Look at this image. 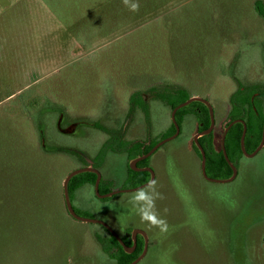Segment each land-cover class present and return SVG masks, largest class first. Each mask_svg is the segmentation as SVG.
Here are the masks:
<instances>
[{"label":"rangeland","instance_id":"374dc122","mask_svg":"<svg viewBox=\"0 0 264 264\" xmlns=\"http://www.w3.org/2000/svg\"><path fill=\"white\" fill-rule=\"evenodd\" d=\"M153 1L146 10L138 0L131 11L122 0H0V264H123L101 248L98 238L108 236L102 225L66 212L65 176L100 163V194L138 187L145 174L134 175L125 152L104 145L113 136L167 138L171 109L197 96L212 106L218 150L231 96L240 104L250 85L264 90V17L256 0ZM148 88L149 126L141 111L124 114L131 93L140 104L138 91ZM257 99L262 112L264 91ZM200 105L184 106L179 135L147 161L163 194L156 209L166 231L142 222L129 203L142 188L106 198L91 183L69 191L78 216L154 238L136 264H264V146L240 155L237 179L203 180L192 146L198 119L191 110ZM124 116L127 125L118 128ZM206 170L215 171L209 162Z\"/></svg>","mask_w":264,"mask_h":264},{"label":"flooded vegetation","instance_id":"af4514ba","mask_svg":"<svg viewBox=\"0 0 264 264\" xmlns=\"http://www.w3.org/2000/svg\"><path fill=\"white\" fill-rule=\"evenodd\" d=\"M245 86H249V85H241L239 87V89H241V87L244 89ZM264 87V86H263ZM146 89V88H145ZM144 89V90H145ZM149 89V88H148ZM249 89L250 91H248L247 93L250 94V99H249V103L251 104V106L255 109H257V103H254V100H258L257 98H259L262 94H263V91L259 86H256L255 85H250L249 86ZM256 90V91H255ZM139 95L141 96V94L143 95V101L142 103L140 104H135L133 102V99L132 97L134 95H136V92H133L131 93V95L129 96L128 98V103H127V107L124 108V114L126 116V114L129 112V111H132V112H137V111H141L144 113L145 117L147 118L148 117V111H145L144 109V104L148 105L149 102H150V95L152 94V91L151 89H149V92H145L142 91V92H139ZM253 98V99H252ZM149 100V101H148ZM193 101H197L200 105V107H195L193 108L191 111V113L196 117V119H198V127H197V131L194 133V135L192 136V146H193V149L194 151L198 154L199 158H200V168H199V173H200V177L207 181V182H214V183H226V182H230V181H233L235 179H237L238 177V163H239V158H240V155H242V153H245L247 154L246 156L249 157V156H253V155H249L250 153H252L256 148L257 146L259 145V142H260V139H261V136H260V139L259 141L257 142V144L255 145V147L251 148L248 152L245 151V137H246V134L248 133L247 132V123L246 121L241 117H236L234 119H231L230 117V120L225 124L224 126V129H223V132H222V135L220 137V148L218 150L215 149L214 147V144H213V140H212V136H213V129H214V125H215V119H214V122H213V126L211 128V130L207 133H203L206 129H208V127L210 126V118L207 121L201 119L200 115L201 113H203L204 111V108L206 107L207 108V105L202 102V101H199V100H193ZM182 104V103H181ZM188 104V103H187ZM185 104V105H187ZM185 105H182V106H176L178 107L175 112H174V119L172 117V112L173 110L176 108L174 107L173 109H171V127H172V134L167 137V138H164V139H161V140H158V141H155L154 139H151V141H147L145 143H142V142H138V141H132V142H129V141H126V139L123 137L124 135L122 134L121 136V139L119 138V136L115 137L113 136L114 138L112 140H109L106 144V147L109 149V150H112L114 149L115 152H125V157L127 158V160H132L133 159H136V158H140L138 159L136 162H135V169L133 168H130V171H133L132 173L135 175V173H143L145 174L146 178L142 181L139 182V186L138 187H134V188H129V189H122V190H114V191H109L107 193H111L110 195L108 196H100V195H105L107 193H103V194H100L99 192V184L102 180V176H101V173L99 172V167H100V163H92L91 165L89 164H84V165H79L78 168H82V167H91L93 169H95L99 175H100V178H99V181H98V186H97V190H98V193H96L95 191V187H94V183H95V180H96V173L94 171H83V172H80L76 175H79V174H82V173H87V172H90V173H94L95 175V179L94 181H85V182H81L80 184H78L77 186L79 185H83L85 183H91L93 188H94V192L96 194L97 197L99 198H106V197H109L113 194H116L117 192H126V191H131V190H136V189H139V188H143L145 186H148L149 184H146L150 178H151V174L153 175V178H152V181H154V173L152 171V169L150 167H147V161L148 159L150 158V156L159 148L161 147L163 144L167 143L168 141L174 139L175 137H177L181 131V126H182V120L184 118V116L186 115L188 109H186L184 106ZM246 106H248L246 104ZM259 109V108H258ZM128 110V112H127ZM208 110V108H207ZM261 112V111H260ZM261 114H263L264 116V111L261 112ZM209 115V113H208ZM125 116L123 117V120L122 121H119V127L118 128H124L126 125H127V119H125ZM214 116V115H213ZM237 119H240L241 121L243 122H240L239 121H236L234 122L232 125H230L228 127V125L230 124V122L234 121V120H237ZM125 121V122H124ZM175 122V123H174ZM125 123V124H124ZM243 123L245 124L246 128H245V135H244V140H243V146L245 147L244 148V151H242L241 149V144H240V137H241V134L243 132ZM259 122L256 123V125L258 124ZM263 123H264V120L262 121L261 123V132H262V126H263ZM122 124V125H121ZM236 124H240V128H241V134H240V137H239V149H240V152L238 154H236L232 160L228 159L229 160V163L228 161L225 159L224 155H223V152H222V146H221V140H222V137H223V134L225 132V129L228 127L226 133H225V136H224V148H225V151H226V138L228 136V133L232 130L233 126H235ZM252 124V123H251ZM59 125V124H58ZM150 125L149 123V117H148V126ZM176 125L178 127V131L176 132ZM99 126V125H97ZM101 129L109 132V129L104 127V126H100ZM58 130H62V129H59L56 128ZM73 129V127H69V128H66V132ZM118 135V134H117ZM197 135V142L198 144L201 146V148L203 149L204 151V154H205V163H204V166H205V173H203L202 169H201V153H200V150H199V147L196 145V142L194 140V137ZM121 140L124 141V144H125V148H122L120 146H118L120 143H121ZM118 145H117V144ZM103 145V146H104ZM110 146V147H108ZM115 146H117V148L115 149ZM264 146V144L262 145V147ZM154 148L153 151L152 148ZM63 149V148H62ZM261 149V148H260ZM259 149V150H260ZM258 150V151H259ZM61 151V150H60ZM66 153L69 152V154H73V155H80L81 156V152L80 150H70V149H65L64 150ZM151 151V152H150ZM221 151L222 152V155L224 157V160L228 166L227 167H221L222 166V163L220 161H215V156L217 155V152ZM257 151V152H258ZM80 152V153H79ZM212 152V153H211ZM227 152V151H226ZM256 152V153H257ZM215 153V154H214ZM255 153V154H256ZM78 154V155H77ZM148 154V155H147ZM212 154H214V157H213V160H210L209 161V157L211 158ZM146 155V156H145ZM94 157V156H93ZM142 157V158H141ZM94 160V158H93ZM127 161V162H128ZM146 162V163H145ZM207 162H210L209 164L213 166L214 168V173H212V175H208L207 173ZM100 164V165H99ZM99 165V166H98ZM139 166V167H138ZM235 168V172L233 173V170H232V167ZM76 168V169H78ZM147 169H150L147 170ZM75 170V169H74ZM73 171V170H72ZM70 173V172H69ZM74 175V176H76ZM72 176L70 178V180L74 177ZM85 177H87L85 175ZM148 177V178H147ZM69 180V182H70ZM82 180V179H80ZM68 182V183H69ZM63 188V187H62ZM75 190V189H73ZM72 190V191H73ZM63 198H64V195H63ZM64 204H65V201H64ZM72 205V204H71ZM65 208H66V212L71 216L73 217L69 211L67 210V207H66V204H65ZM73 208V207H72ZM74 210V209H73ZM75 211V210H74ZM76 213V212H75ZM75 218V217H73ZM76 220H79L77 218H75ZM92 219V218H90ZM96 220H99V219H96ZM80 221H83V220H80ZM102 223L100 222H90V223H97V224H100L104 227V230L106 231V233L108 234V236L106 238H98L99 239V242H100V245H101V248L103 249V251L108 255V257L112 260V261H120L122 262V260L119 258V252H120V249H122V251L128 255H130L131 257L128 259L127 262H124L123 264H131L133 261H136L134 264H136L140 259H142L146 253V250L148 248V246L150 244H152V240H154V238H151L149 237L150 234L148 232H146L144 229L142 228H135V229H132L130 231V229L127 228V230L121 234V233H117L109 224L105 223L104 221L100 220ZM84 222H89V221H84ZM134 230H141L142 232H136L135 234H133V231ZM121 234V235H120ZM155 235V234H153ZM118 238L121 240V242L118 240ZM152 240H151V239ZM123 246H126V248L129 250L127 251L125 249V247ZM134 246V247H133Z\"/></svg>","mask_w":264,"mask_h":264},{"label":"trees","instance_id":"16d2710c","mask_svg":"<svg viewBox=\"0 0 264 264\" xmlns=\"http://www.w3.org/2000/svg\"><path fill=\"white\" fill-rule=\"evenodd\" d=\"M153 2H154L153 0H145V5L147 4L146 10H148L147 8H150V6H153L152 5ZM262 4H264V3H262L259 0H256L254 2L255 9L257 10V13L260 16H263L262 11L260 9ZM141 7H143V5H141ZM247 94L239 100L241 105L239 103L237 104L236 101L233 100L232 97H234V95L231 96L230 102H231L232 106H231L229 114H230L231 119H234L236 117L241 116L244 120H246V122H249V123H247V132L248 133L246 134V137H245V146H246V148L248 147L249 149H251V148L255 147V145L257 144V142L260 139L261 123L264 120V116H263V114H261V112L258 108L254 109L251 106V104L249 103V99H250L249 95L250 94L249 95H247ZM246 104L248 106H246ZM200 117H201V119L208 122L209 115H208V110L206 107L204 108V111H203V113H201ZM252 122H254L255 124L257 122H259L256 125V132L255 133L253 132L254 130L251 127ZM240 134H241L240 124H236L235 126H233L232 130L228 133V136L226 138V151L228 153L238 154L240 152V149H239ZM214 154H212L211 158L209 157V161L213 160ZM215 157H216L215 161L218 160L222 163L221 167H227L228 168L221 151L217 152V155ZM85 174L87 177H83V179L80 180L78 183H74V179L77 175L74 178H72L73 181L71 179L70 182L68 183V191L75 189L77 187V185L80 184L81 182H85V181H92L93 182L94 181V179H95L94 173L87 172ZM130 257H131L130 255L124 253L122 251V249H120L119 258L122 260L123 263L127 262Z\"/></svg>","mask_w":264,"mask_h":264},{"label":"water","instance_id":"95a60500","mask_svg":"<svg viewBox=\"0 0 264 264\" xmlns=\"http://www.w3.org/2000/svg\"><path fill=\"white\" fill-rule=\"evenodd\" d=\"M193 100H199V101H202V102H204V103L207 105L208 113H209V118H210V126L208 127V129H206V130L203 132V133H207V132H209V131L211 130V128H212V126H213L214 116H213V109H212V106H211V105H210L205 99H202V98L197 97V96H195V97L193 96V97H190L186 102L180 104L179 106L185 105V104H187V103H189V102H191V101H193ZM177 108H178V107H176V108L173 110V112H172V117H173V119H174V112H175V110H176ZM239 120H240V119H237V120H234V121L230 122V124L228 125V127H229L230 125H232L234 122L239 121ZM240 122H243V121L240 120ZM174 123H175V122H174ZM228 127L225 129V132H224V134H223V137H222V140H221V146H222V152H223V155H224L225 159H226V160L228 161V163H229V160H228V157H227V155H226L225 148H224V136H225V133H226ZM245 128H246V126H245V124L243 123V132H242L241 137H240V144H241V149H242V151H244L243 140H244V135H245ZM177 131H178V127H177V125H176V132H177ZM194 140H195V142H196V145L199 147V150H200V153H201V169H202L203 173H205V166H204V163H205V154H204L203 149L201 148V146H200V145L198 144V142H197V135L194 137ZM263 144H264V123H263V126H262L261 139H260L259 145H258L257 148H256L252 153H250L249 155H254V154H255V153H256V152L262 147ZM154 148H155V147H153L151 151H153ZM151 151H150V152H151ZM244 152H245V151H244ZM147 155H148V154H147ZM145 156H146V155H145ZM141 158H142V157H141ZM138 159H140V158L138 157V158L132 160V162H131V164H130V167H131V168L135 169V162H136ZM231 167H232V166H231ZM87 170H89V171L92 170V171H94V172L96 173V180H95V183H94V187H95V191H96V193H98L97 186H98V181H99V178H100L99 173H98L95 169H93V168H91V167H82V168H78V169H75V170L71 171L70 173H68V174L65 176V178H64V180H63V183H62V187H63V195H64V201H65V204H66L67 210L69 211V213H70L73 217H75V218H77V219H79V220H83V221H89V222H100V223H102L100 220L90 219V218H83V217L78 216V215L75 213V211L73 210L72 205H71V201H70V198H69L68 182H69L70 178H71L72 176H74V175L80 173V172L87 171ZM147 170L150 171V169H147ZM232 170H233V173H234V172H235V168L232 167ZM152 178H153V175L151 174V178H150V180H149L146 184H149L150 182H152ZM111 193H112V192H111ZM111 193H107V194H105V195H100V196H108V195H110ZM136 232H142V231H141V230H134V231H133V234H135ZM142 233H143V232H142ZM118 240L121 242V240H120L119 238H118ZM121 243H122V242H121ZM123 247H125V249H126L127 251H129V250L126 248V246H123ZM133 247H134V246H133ZM135 262H136V261H133L131 264H134Z\"/></svg>","mask_w":264,"mask_h":264},{"label":"clouds","instance_id":"9594fccd","mask_svg":"<svg viewBox=\"0 0 264 264\" xmlns=\"http://www.w3.org/2000/svg\"><path fill=\"white\" fill-rule=\"evenodd\" d=\"M122 3L131 11L139 9V3L132 2V0H122ZM163 199V194L157 191L156 182L152 181L145 188L135 192L129 199L136 214L139 215L142 222L149 224L151 227L160 229L161 231L167 230V222L160 217L156 209V201Z\"/></svg>","mask_w":264,"mask_h":264},{"label":"crops","instance_id":"0c3cea01","mask_svg":"<svg viewBox=\"0 0 264 264\" xmlns=\"http://www.w3.org/2000/svg\"><path fill=\"white\" fill-rule=\"evenodd\" d=\"M262 17H264V16H262ZM40 133H41V131H40ZM39 138H40V139H39V143L43 146L45 140L43 139L42 134L39 135Z\"/></svg>","mask_w":264,"mask_h":264}]
</instances>
